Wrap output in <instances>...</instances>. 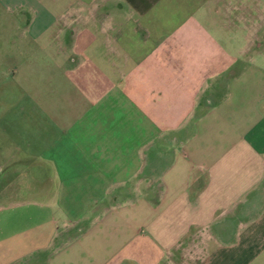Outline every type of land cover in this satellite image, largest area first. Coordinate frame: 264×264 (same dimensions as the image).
Masks as SVG:
<instances>
[{
	"label": "crops",
	"instance_id": "0c3cea01",
	"mask_svg": "<svg viewBox=\"0 0 264 264\" xmlns=\"http://www.w3.org/2000/svg\"><path fill=\"white\" fill-rule=\"evenodd\" d=\"M203 1L0 0V264H74L56 215L139 198L146 241L83 263L264 264V48Z\"/></svg>",
	"mask_w": 264,
	"mask_h": 264
},
{
	"label": "rangeland",
	"instance_id": "374dc122",
	"mask_svg": "<svg viewBox=\"0 0 264 264\" xmlns=\"http://www.w3.org/2000/svg\"><path fill=\"white\" fill-rule=\"evenodd\" d=\"M7 14L6 11L0 7V18L2 15ZM198 16L212 18V22H208L207 25L216 33L226 37L232 36V43L235 49L240 46V43L244 42L243 35L247 32H253L260 35L258 41H261L262 48H264V0H204L197 12ZM3 29L2 21L0 20V30ZM251 64H263L264 65V50L261 55H256L251 59ZM2 88H0L1 98ZM1 103V100H0ZM130 201V200H129ZM128 201V202H129ZM128 202H123L118 205L116 209H123L130 205ZM150 206V204H148ZM147 211V200L145 198H139L132 211L118 212L115 209H109L105 214L99 216L96 221H91L93 215L85 218L86 226L83 222L74 224L72 226H65L67 216L56 215L57 218V231L56 235L52 238L51 242H65L66 244L60 248L58 257L71 256L76 262L74 264H82L84 260L88 258L89 248L88 245L94 246L92 242H103L105 248H95V254L92 252L91 256H99L106 254L111 248H107V242H123L126 235L131 233L135 228L138 231L139 240L137 242H145L146 236L140 238L141 234H146L145 225V212ZM133 222L131 229L127 227V219ZM128 221V222H129ZM129 222V223H130ZM143 223V224H142ZM86 227V231H82V225ZM64 226V228H63ZM49 225H44L40 230V236L45 235ZM136 230V231H137ZM125 235V237H124ZM124 237V238H122ZM142 239V240H140ZM90 249H94L91 247ZM98 250V251H97ZM144 249H140V259L146 258L147 253H143ZM42 255H46V252H41ZM41 255V257H43ZM86 258V259H84ZM177 261V260H176ZM82 262V263H81ZM142 264H152L153 262H144ZM85 264V263H83ZM157 264H180L179 262H172L169 258H163Z\"/></svg>",
	"mask_w": 264,
	"mask_h": 264
}]
</instances>
